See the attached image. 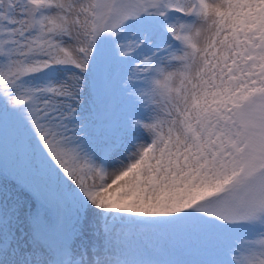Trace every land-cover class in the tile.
Segmentation results:
<instances>
[{
	"label": "snow or ice",
	"instance_id": "1",
	"mask_svg": "<svg viewBox=\"0 0 264 264\" xmlns=\"http://www.w3.org/2000/svg\"><path fill=\"white\" fill-rule=\"evenodd\" d=\"M0 264H264V0H0Z\"/></svg>",
	"mask_w": 264,
	"mask_h": 264
},
{
	"label": "rangeland",
	"instance_id": "2",
	"mask_svg": "<svg viewBox=\"0 0 264 264\" xmlns=\"http://www.w3.org/2000/svg\"><path fill=\"white\" fill-rule=\"evenodd\" d=\"M155 238L156 237L151 232H148V233L145 234V239L148 240V241H154Z\"/></svg>",
	"mask_w": 264,
	"mask_h": 264
}]
</instances>
